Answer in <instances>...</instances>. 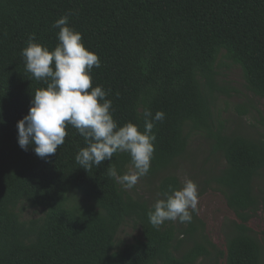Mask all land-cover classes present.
<instances>
[{"label":"trees","instance_id":"16d2710c","mask_svg":"<svg viewBox=\"0 0 264 264\" xmlns=\"http://www.w3.org/2000/svg\"><path fill=\"white\" fill-rule=\"evenodd\" d=\"M65 15L101 59L93 87L109 93L120 126L143 131L146 109L165 113L153 128L146 175L159 179L155 199L108 175L109 165L129 171L127 153L90 171L80 167L75 156L87 145L71 125L48 158L18 144L17 124L47 86L26 71L21 52L33 33L54 49L59 29L52 25ZM225 62L240 67L247 89L264 99V0H0V264H264V243L250 226L264 213V135L230 132L217 120ZM195 135H205L224 161L205 181L235 215L224 225V249L196 213L190 223L156 228L149 221L156 200L181 188L172 171ZM23 205L44 214L23 220ZM127 223L142 238L121 248Z\"/></svg>","mask_w":264,"mask_h":264},{"label":"clouds","instance_id":"9594fccd","mask_svg":"<svg viewBox=\"0 0 264 264\" xmlns=\"http://www.w3.org/2000/svg\"><path fill=\"white\" fill-rule=\"evenodd\" d=\"M69 15L52 25L59 29L54 49L36 42L33 33L21 52L26 71L47 86L35 91L29 113L18 122V144L25 151L34 146L40 158H48L64 144L66 128L71 125L87 145L75 156L80 167L90 171L111 161L115 154L127 153L132 165L128 172L120 175L112 165L107 171L122 187L131 189L151 168L156 141L153 128L165 113L158 111L153 116L146 109L143 131L132 122L117 123L112 101L106 98L109 93L102 86L93 87V68L101 66V59L86 48L82 34L70 26ZM198 203V185L188 179L180 189L156 200L148 213L149 221L156 228L165 221L190 223L192 214L199 213Z\"/></svg>","mask_w":264,"mask_h":264},{"label":"rangeland","instance_id":"374dc122","mask_svg":"<svg viewBox=\"0 0 264 264\" xmlns=\"http://www.w3.org/2000/svg\"><path fill=\"white\" fill-rule=\"evenodd\" d=\"M220 69L218 83L224 90L216 103V118L230 132L258 137L264 135V99L255 96L246 87L243 72L240 67L225 62ZM224 165L220 155L215 154L211 141L205 135H195L191 141L185 158L172 171L181 183L188 179L198 185L199 203L198 216L205 224L206 235L221 249L225 248L224 225L235 215L229 208L223 194L213 185L208 187L205 181L214 171H219ZM131 167L129 168V170ZM159 179L150 180L146 176L139 179L135 187L126 189L134 195L155 199ZM21 217L31 220L41 217L44 210L23 205ZM250 226L264 243V213L254 218ZM142 238L141 229L133 223H127L120 230L117 241L125 247Z\"/></svg>","mask_w":264,"mask_h":264}]
</instances>
